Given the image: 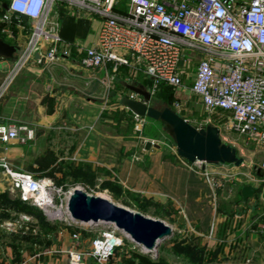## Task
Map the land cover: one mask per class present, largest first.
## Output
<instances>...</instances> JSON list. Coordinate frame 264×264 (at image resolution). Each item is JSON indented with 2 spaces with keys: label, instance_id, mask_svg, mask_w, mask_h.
I'll return each mask as SVG.
<instances>
[{
  "label": "crops",
  "instance_id": "crops-1",
  "mask_svg": "<svg viewBox=\"0 0 264 264\" xmlns=\"http://www.w3.org/2000/svg\"><path fill=\"white\" fill-rule=\"evenodd\" d=\"M50 20L61 37L59 45H68L70 52L53 61L30 60L16 74L0 98V118L33 124L36 136L29 143L1 144L0 154L14 168L49 178L59 186L66 187L69 178L83 184V170H88L93 174L92 187L112 192L107 186L112 183L118 191L132 194L138 201H150L162 208L165 216L180 217L196 243L207 252L219 248L208 264L222 263L226 258L231 262L236 250H241V254L244 250L246 254L257 251L258 247L251 243L264 235L253 228L264 215V207L263 211L259 209V193L247 202L242 197L240 201L228 202L233 207L229 212L217 209L218 193L213 194L199 173L202 167L187 166L166 143L133 129V112L121 103V97L132 91L126 86L129 81L148 87L145 74L123 64L114 68L113 61L94 68L80 62L83 47L95 42L99 17L58 2ZM24 21L31 22L25 17ZM18 33L16 39L7 41L21 47L27 35L20 27ZM12 63L11 58L0 56V80ZM189 80L185 78V82ZM148 139H153L154 145L146 148ZM17 163H26L28 169L16 166ZM4 185L0 176V192ZM242 219L251 220L252 228L244 233L250 244L236 238L226 248L222 239L212 237L219 227H236ZM7 224L16 226L0 218V264H68L66 250L89 243V235L59 222L58 228L35 249L13 238ZM74 231L80 232V240L72 238ZM118 255L124 257L121 251ZM85 264L98 263L87 257Z\"/></svg>",
  "mask_w": 264,
  "mask_h": 264
},
{
  "label": "built area",
  "instance_id": "built-area-1",
  "mask_svg": "<svg viewBox=\"0 0 264 264\" xmlns=\"http://www.w3.org/2000/svg\"><path fill=\"white\" fill-rule=\"evenodd\" d=\"M58 2L99 17L95 42L83 47L80 56L84 66L113 61L114 68L123 64L139 69L149 79L151 94L160 83L175 89L186 86L205 109L228 112V128L264 149V0H127L125 9L117 7V0H4L1 31L9 38L15 37L13 26H28L31 31L0 80V98L30 60L53 61L69 54L68 45H59L61 37L50 20ZM187 55L193 60L189 65H185ZM187 77L190 84L185 82ZM124 95L141 98L134 91ZM147 120L146 115L133 112V129L142 134ZM35 136L33 124L0 118V145L29 143ZM171 149L177 153L175 145ZM180 158L187 166H195ZM260 166L264 169V161ZM198 171L214 194L222 181L205 168ZM0 176L20 200L40 208L47 219L81 229L67 211L73 187L66 189L49 178L16 169L2 154ZM231 176L225 175L226 179ZM25 226L34 230L32 225ZM256 230L264 234V220L256 222ZM71 236L80 240L79 231ZM88 238V245L66 250L68 264H85L87 257L98 264H122L118 251L127 239L113 226L97 227Z\"/></svg>",
  "mask_w": 264,
  "mask_h": 264
},
{
  "label": "rangeland",
  "instance_id": "rangeland-1",
  "mask_svg": "<svg viewBox=\"0 0 264 264\" xmlns=\"http://www.w3.org/2000/svg\"><path fill=\"white\" fill-rule=\"evenodd\" d=\"M2 2H4V0H0L1 8H3L2 6H6V3L4 4ZM126 3L127 0H117L116 5L121 9H125ZM14 29L16 33L13 39H16L17 35L19 34L18 27L14 26ZM21 29L23 33L27 35L28 40L31 31L30 27L25 26ZM9 39H11V41L13 40L12 38ZM192 53L194 54V57L198 56V54H195L196 52L193 51ZM192 61V57H189L187 55L185 65H187V63L189 65ZM193 66L194 64L189 67L190 71L193 70ZM188 78L190 79L191 77H187L186 80ZM171 87L172 92L170 104H168L166 100H164L166 99V95L162 94L152 96L148 101L149 104H152L156 107H160L164 104L170 105L171 107L173 106V108L175 107L189 122L196 126H205L207 124L217 125L219 128V135L221 140L232 145L236 149L237 155L239 157H242V163L239 166H235L233 163L206 164L199 161L195 162L196 167L204 166V168L211 174H213L214 177L219 178L222 182L225 183L224 187H222V189L217 192V206L221 207L222 204L226 205L228 204V202H233V200L237 199V194L240 187L245 184H251L259 188V201L261 203L259 204V209L263 211L262 208L264 207V204L262 201L264 200V169H262L260 165L262 161H264V149L260 145H257L252 141H247L244 136L227 127L228 112L218 108L214 110L205 109L199 96L189 90L186 86H183V88L178 87L176 89L173 86ZM154 123L157 124V126L160 128L158 139L166 143L168 147H173V140L170 134L164 128L163 122L160 119H155ZM16 166H22L21 168L28 169L26 167V163H17ZM225 175L232 176L229 177L228 180L226 179ZM71 181L72 179L70 178L66 180V187L62 185L63 188L67 189L70 187L74 188L76 186L80 187L88 193L106 197L116 204H120L133 210H138L141 213L153 218L161 219L172 228L171 236L160 242V244L156 248V259H153L150 254L144 253L139 246L131 243L128 239L121 249V253L123 255L125 253L126 255L143 254L147 255L151 260L153 259L156 261H168L177 264L186 263L185 261L187 259L184 258L185 255L182 253L183 250H178L177 247L180 248L188 243L191 235L187 230L188 228L184 226V222L180 217L175 216L173 218H170V216H165V211L162 208L151 205V202L148 200L138 201L132 194H129L127 192H120L118 190L110 192L109 190H104L99 186L87 187L82 183H74ZM4 186V190L0 192L2 193V196H0V218H2L4 221L9 220L16 225L14 227H6V229H10L9 232L11 233L13 238L18 239L19 243L24 242L26 244L28 243L27 245L29 246H35V249L39 248L41 241L46 239V235L58 228L56 227V225L59 224V222L47 219L44 212L40 208L26 201L20 200L18 192L14 189H11L10 186L6 184V182ZM229 208V210L231 211L233 207ZM25 222L27 223V225L34 226V230H30L31 227H29V229H26L24 227V225L26 224ZM250 223L251 220L245 219L243 221L242 219L239 225H237L236 227H231L229 225L228 227L225 226L224 230L220 229L219 227L218 233L215 235L213 233L212 237L215 236L216 239H222L223 244L224 246H226V248L230 245L229 242H233L236 238L240 241L246 240V243L250 244L251 242L247 241L248 237L244 235V233H246L248 229L252 228V226L250 227ZM238 228H240V231H237ZM90 230L91 235H93L97 231V227ZM253 241L254 242L251 243V245H254L253 247H258L257 251L252 252V250H250L247 251L246 254L244 250L242 252V255L241 250H236L234 252L235 255H232V257L230 258L231 262L226 258L222 263L218 264H264V235L257 237ZM252 253L254 254L253 256Z\"/></svg>",
  "mask_w": 264,
  "mask_h": 264
},
{
  "label": "water",
  "instance_id": "water-1",
  "mask_svg": "<svg viewBox=\"0 0 264 264\" xmlns=\"http://www.w3.org/2000/svg\"><path fill=\"white\" fill-rule=\"evenodd\" d=\"M19 48L18 44L0 37V56L14 60L15 52ZM39 56L37 52L35 57ZM126 86L140 94L141 98L123 95L121 103L134 113L160 119L180 157L191 163L196 161L206 164L233 163L235 166L242 163V157L237 155L236 149L221 140L217 125L196 126L170 105L156 107L149 104L152 94L143 83L129 81ZM152 145L154 144L151 140L145 141L146 148ZM255 192V186L243 185L240 190L242 200L252 199ZM67 211L71 221L82 229L113 226L131 243L139 246L144 253L150 254L153 259L157 258L156 248L160 242L172 234V228L161 219L116 204L106 197L88 193L77 186L71 190L67 199Z\"/></svg>",
  "mask_w": 264,
  "mask_h": 264
},
{
  "label": "trees",
  "instance_id": "trees-1",
  "mask_svg": "<svg viewBox=\"0 0 264 264\" xmlns=\"http://www.w3.org/2000/svg\"><path fill=\"white\" fill-rule=\"evenodd\" d=\"M3 8L0 7V14L2 13V11L4 10V6H2ZM4 25V22L0 20V37L6 39V34L3 33L1 31V27ZM14 27V26H13ZM9 38H7L6 40H8ZM172 90V87L171 85H168V84H165V83H160L159 84V87L158 89L152 93V96L154 95H158V94H162V95H166V102L168 104H170V100H171V91ZM151 96V97H152ZM148 117V116H147ZM155 119L151 118V117H148V120H147V123L144 125L143 127V135L145 136H150V138H158V135H159V132H160V128L157 126V124L154 123ZM84 175H82L84 178V182H83V185H87L88 187H91L92 186V171H86L83 170V173ZM92 175V176H91ZM82 180V178H81ZM91 183V184H89ZM225 183L222 182V184L216 189V192H219L222 187H224ZM108 188L111 190V191H114V190H119L118 186L112 184V183H108L107 184ZM243 186V185H242ZM242 186L240 187L239 191H238V194H237V199L236 201H240L241 200V193H240V190L242 188ZM259 193V188L256 187V192H255V195L257 196ZM0 196H2V193H0ZM247 202V200H246ZM229 207L230 205L229 204H226V205H223L221 207H217V209L221 210V211H224V212H229ZM232 213V212H231ZM229 213V214H231ZM259 220H264V215L260 216L259 217ZM255 226V225H254ZM81 233L83 235H90L91 232L90 230H87V229H80ZM196 238L190 236V239L188 241V243H186L185 245H183L182 247L178 248V250L182 249V253L185 255L184 258H186L184 264H208V262L216 256L217 252L219 251V248L215 249V250H212V251H209L207 252L205 250L204 247H201L199 246L197 243H196ZM184 260V259H182ZM122 264H177V263H171V262H168V261H161V260H151L147 255H143V254H136V255H126L123 257L122 259Z\"/></svg>",
  "mask_w": 264,
  "mask_h": 264
}]
</instances>
